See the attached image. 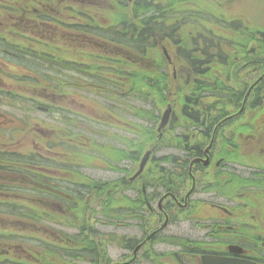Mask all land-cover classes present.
Wrapping results in <instances>:
<instances>
[{
	"label": "rangeland",
	"instance_id": "obj_1",
	"mask_svg": "<svg viewBox=\"0 0 264 264\" xmlns=\"http://www.w3.org/2000/svg\"><path fill=\"white\" fill-rule=\"evenodd\" d=\"M9 1L0 0V8L7 6ZM65 1L72 6L73 18L70 21L73 24L72 33L65 32V23L68 21ZM135 1L58 0L57 18L51 21L53 27L46 26L48 32L36 31L38 34L36 38L41 39L39 45H34L30 41L34 37L32 31L37 30V26L28 20L21 21L19 24L22 30L29 31V35L22 36L19 34V29L15 28L8 37L9 42L27 51L19 64H12L20 71V75L33 77L31 75L34 69L47 78L53 76L52 79H57L55 87L59 95L65 93L69 95L67 98L59 96L55 115L48 116L34 110L28 116L30 104L26 98L32 93L26 95L25 87L21 86L13 89L19 96L9 101L13 106L0 104V120H3L1 116L8 115L16 120L18 126L25 121L28 127L25 131L14 128L10 131H2L0 128V154L19 155L13 157V160L17 161H24L23 158L27 157L26 161L29 160L36 163L35 166L38 165L37 171L44 167L49 169L51 163L57 165L59 163L56 162L67 163L68 166L64 167L54 166L49 174L57 176V169H62L63 172L58 173L59 178H70L75 184L82 186H86L88 182L92 184L94 182L97 185V191L102 195L90 204L80 203L77 212L71 214L70 218L55 217L51 220L46 219L47 221L42 220L40 224L37 223L38 228L44 226L42 231H37L35 234L39 250L44 251L45 243L58 248L47 255V261L46 263L43 261L44 264H110L114 261V249L110 248L108 251V249L105 250L106 246L103 248L102 245L114 240L115 232H118L113 209L114 179L121 176V173L134 171L137 166L136 159L140 158L142 152L154 141L153 131L167 102H172L176 108L166 134L168 146L162 145L157 149L154 154L155 160L148 172L155 174L156 165H160L161 159L165 156L170 158L185 156L178 148L180 142L177 145L175 138L193 129V123L186 121L182 116L181 108L184 107V97L196 90L194 81L197 73L191 65L192 62L180 53L183 52L182 50L195 51L196 47L205 49L206 46L201 43L203 41L199 40V44H195L194 41L199 39L197 37L204 39L205 36H201L203 33L209 42H215L209 37V29H227L228 36L243 45L254 38L241 37L235 32L264 33V0H159L161 5L172 2L174 4L171 9L174 17L168 23L169 31L174 32L172 33L174 40L162 43L170 50L173 59L170 65L162 51L160 39L152 40L157 42L156 45H150L146 54L140 56L136 55L135 49L129 50L126 44L116 43L119 32L113 31L122 26L123 20H125L123 28L131 27L134 18L130 10H133ZM123 2L125 4L121 10V6L117 4ZM15 7L17 8L16 5ZM80 10L90 16L89 22L92 26H85V30L80 26L83 25V21H77L75 17V12ZM49 32L52 33L53 38L48 36ZM125 33L130 34V32ZM174 42L183 45H174ZM12 49L14 48L9 50L13 51ZM35 50L43 52L46 56L45 60L37 56V62L33 57ZM222 50L228 53L227 62L236 66L232 74H236L246 86H251L264 72V70L255 71L257 67H254V64L245 65L242 68L245 61L230 62L233 58L232 54L236 55L238 51L232 40L229 39V44L216 45L212 52H223ZM133 74H138L140 77L135 78ZM143 76L147 77L146 86L139 89L144 81ZM65 83L72 86L69 85L64 90ZM47 87V84H41L38 92L45 94L47 91L44 88ZM122 93L125 96H121ZM43 102L41 99L40 104ZM148 116L150 119L146 118ZM34 119L35 122L40 123V127L32 122ZM253 124L257 126V130L250 127L243 133L246 138L243 142L246 143L238 141L237 143L242 147L235 144L236 147H232L229 155L226 154L230 157L235 151V157L242 156V158L230 159L226 166L235 170L234 186L229 188L230 191L235 189L240 194L247 193L243 196L245 200H238L239 205L248 207L246 212L257 217L254 220L264 222V185H260L257 178L260 174L261 180L264 181V129L261 128L264 125L263 117L260 115ZM209 142V139L202 140L203 146H207ZM32 178L33 176L30 180ZM8 180L12 187L19 184L13 179ZM152 181L151 189L158 188L160 195L161 186L156 185L157 180L152 179ZM80 185L73 186L69 181H62L58 187L62 189L66 187L64 190L72 193L73 187L79 189ZM44 187L48 188V182L44 184ZM51 200L42 197L43 203L35 205L51 212L47 217L43 216L44 218L49 219V215L54 212ZM3 210L7 209L3 208ZM3 221L2 224L9 227L20 225L19 228H23L25 226L9 213L4 214ZM21 231L15 228L12 233L21 234L22 240H25L26 236L30 237L29 233ZM124 231L128 232L129 229ZM68 236H70L69 239ZM0 240L20 239L17 236H0ZM83 244L87 246V250L82 249L83 255H81L75 249ZM59 248H68L71 254L61 256ZM4 252L3 250L2 253ZM17 257V255L14 256V258ZM0 261L15 262L10 255H0Z\"/></svg>",
	"mask_w": 264,
	"mask_h": 264
},
{
	"label": "flooded vegetation",
	"instance_id": "obj_2",
	"mask_svg": "<svg viewBox=\"0 0 264 264\" xmlns=\"http://www.w3.org/2000/svg\"><path fill=\"white\" fill-rule=\"evenodd\" d=\"M31 4L32 13L28 12L29 6L20 13L8 12L4 6L0 8V104L13 106L9 101L19 96L13 89L21 86L25 87L26 95L32 93L26 98L30 104L28 116L34 110L53 116L59 96L67 98L69 95H59L55 87L57 79L41 73H33V77L20 75V71L12 66L19 64L26 54L22 47L9 50L8 37L15 28L19 29L20 35H29L19 23L25 20L34 22L37 30L32 31L33 39L39 45L41 39L36 38V31L48 32L45 27L52 28L51 21L57 18L58 0H32ZM66 9L65 32L72 33V6L68 1ZM49 33L51 37L52 33ZM257 49L256 45H248L250 51ZM249 62H255L257 68H264L263 59L257 57ZM41 84L48 85L43 95L38 92ZM259 89L264 93L262 84ZM41 99L43 104H40ZM181 112L183 116L184 111ZM243 112L229 113L214 125L203 123L200 126L189 118L185 119L194 126L175 138L185 155L175 159L172 165L175 173L169 174L170 167L166 165L170 166V160L165 156L161 165L156 166L159 173L145 171L135 177V167L134 172L121 173L114 179L113 209L118 232H115L114 240L102 244L108 251L110 248L115 251L111 264H264V222L254 220L257 217L246 212L248 207L239 205L238 200H245L243 196L247 193L229 189L234 186L235 170L226 166L227 161L242 156L235 157V151L230 157L226 154L236 147L235 144L242 147L237 142L246 141L245 129L257 130L256 125L250 124L252 117L241 115ZM174 114L175 109L169 125L161 133L157 129L153 131L154 141L149 147L157 150L162 145L168 146L166 134ZM1 117L4 118V121L0 120L2 129L25 131L28 127L25 121L18 126L8 115ZM32 122L40 127L35 119ZM261 128L264 129V125ZM203 138L210 140L207 146H203ZM132 154L135 157V152ZM153 177L160 179L156 182L162 188L160 195L158 188L151 189ZM257 178L260 185H264L260 174ZM127 229L128 232L124 231ZM205 257L212 260L204 263Z\"/></svg>",
	"mask_w": 264,
	"mask_h": 264
},
{
	"label": "trees",
	"instance_id": "obj_3",
	"mask_svg": "<svg viewBox=\"0 0 264 264\" xmlns=\"http://www.w3.org/2000/svg\"><path fill=\"white\" fill-rule=\"evenodd\" d=\"M124 4L123 2L117 5H120L122 10ZM173 5V2L171 4L161 5L159 0H136L134 2V8L132 7L133 10H130L134 18L131 27L123 28L122 26L125 25V20H123L122 26L113 31L115 33L119 32V34H117L118 41L116 43L121 45L126 44L128 49L132 51L135 49L136 55L140 56L146 54L147 46H154L157 43L152 42L154 39H160L162 42L174 40L172 34L174 32L169 31L170 27L168 25L174 17V13L171 11ZM128 8L126 10H128ZM125 32H130V34L128 35ZM201 36H205V38L202 39V37H197L199 39H195L194 41L195 44H199V40L203 41L201 43L206 46L205 49H201L200 51L182 50L183 52L180 53L185 56V59L192 62L191 65L197 73L195 74L196 80L194 81L196 90L184 97V111L191 120L214 125V122H218L220 119L229 115V113L232 114L241 108L250 86H246L241 79H238L236 74H232L236 66L227 62L229 60L227 52L224 50H222L224 53L218 51L212 52V49L218 44H229L227 29H209V37L215 42H209L204 33L201 34ZM239 36L243 37L242 35ZM254 40L257 39L254 38ZM174 45H178V43L174 42ZM247 45L248 44H245L243 49L237 48V54H232L233 58L230 62H248L253 56L257 57L260 54L264 55V51L262 53H251L246 51ZM132 76L135 78L140 77L138 74H133ZM143 77L144 81H142V86L139 89H143V87L146 86L145 79L147 77ZM261 83L264 86V80ZM261 83L257 84L249 95L244 109V112L249 117L254 118V120L260 115L263 116L264 120V93H262L258 87ZM188 110H192V112L188 113ZM206 110H216L219 112L214 121L205 117ZM18 156L0 154V192L5 191L3 194L0 193V236H22L21 234L12 233L13 229L18 228L19 231L22 230L25 233H29L30 237H24L25 240H0V245L3 244L4 247H13L16 250L17 246L20 247L19 244L22 243V264H44L47 261V255L53 253L55 249L58 248L55 245L51 246L45 243L44 251L39 250L40 247L36 243L35 234H37V231H42L44 226L38 228L37 223L40 224V221L46 219H54L55 216L51 214L53 216L49 215V219L44 218L43 216L47 217L51 212L41 209L39 214L36 210L35 205L37 204L38 196L35 194L33 188L36 176L32 175L36 174V164L29 160H13V157ZM138 160L139 158L136 159V161ZM159 172L160 171H158V173ZM31 176H33L32 180H30ZM8 179H13L14 182L21 180L23 185L12 187ZM41 181L44 185L46 182L49 184L51 180L47 176H41ZM96 187L97 185L95 184L88 190H86V186H80L79 189L73 187V191L76 192L77 195L68 193L64 190L66 188L62 189L59 187H51L52 192L50 193L49 190L44 187V191H42L41 194L39 192V198L41 197L40 204L43 203L42 197L58 201L59 203H57L62 205L63 209H65L59 216H67L70 218L71 214L77 212L80 203L90 204L91 201L99 199L102 196L97 191ZM86 193L88 194L85 195ZM95 196L99 197L96 198ZM111 201L112 198L110 202ZM3 208L7 210H3ZM5 213L13 215L15 219L21 221L22 225L25 224V226L23 228H19L20 225L17 227L5 226V224H2L4 222L3 216ZM37 228L39 230H37ZM84 246L86 245L83 244L80 248H76L75 251H79L80 254L83 255L82 249ZM59 250L62 254L61 256H69L71 254L68 248H59ZM43 261L45 262L43 263Z\"/></svg>",
	"mask_w": 264,
	"mask_h": 264
},
{
	"label": "water",
	"instance_id": "obj_4",
	"mask_svg": "<svg viewBox=\"0 0 264 264\" xmlns=\"http://www.w3.org/2000/svg\"><path fill=\"white\" fill-rule=\"evenodd\" d=\"M165 54L167 55V51L164 50ZM171 108L167 109L164 113V115L162 116V119H161V124L158 128V131H161L163 128L166 127V125L168 124V121H169V118H170V114H171ZM152 154V151H148L145 156L143 157L142 159V162H141V165H140V169L137 173V175L141 174L147 164V162L149 161L150 159V156ZM204 260H208V258H205ZM206 262V261H205Z\"/></svg>",
	"mask_w": 264,
	"mask_h": 264
},
{
	"label": "bare ground",
	"instance_id": "obj_5",
	"mask_svg": "<svg viewBox=\"0 0 264 264\" xmlns=\"http://www.w3.org/2000/svg\"><path fill=\"white\" fill-rule=\"evenodd\" d=\"M253 64H254V67H257L254 62L249 63V65H253ZM261 70H264V68L263 69L257 68L255 71H261ZM218 113L219 112L216 111V110H206L205 117L208 118L209 120L214 121L216 116H218ZM169 169L173 170L174 167H170ZM169 174H172V172L169 171ZM93 185H94V182H93V184L91 182H88L87 185H86V190H88L89 188L91 189ZM164 187L165 188H170L169 185H165Z\"/></svg>",
	"mask_w": 264,
	"mask_h": 264
}]
</instances>
